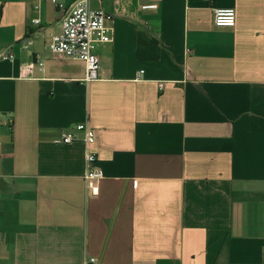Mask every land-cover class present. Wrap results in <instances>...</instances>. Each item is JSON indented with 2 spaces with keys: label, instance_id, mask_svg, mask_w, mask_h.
Segmentation results:
<instances>
[{
  "label": "crops",
  "instance_id": "crops-1",
  "mask_svg": "<svg viewBox=\"0 0 264 264\" xmlns=\"http://www.w3.org/2000/svg\"><path fill=\"white\" fill-rule=\"evenodd\" d=\"M73 3L0 0V264H264V0H90L89 83L48 50Z\"/></svg>",
  "mask_w": 264,
  "mask_h": 264
},
{
  "label": "built area",
  "instance_id": "built-area-1",
  "mask_svg": "<svg viewBox=\"0 0 264 264\" xmlns=\"http://www.w3.org/2000/svg\"><path fill=\"white\" fill-rule=\"evenodd\" d=\"M51 1L55 2V0ZM34 9L38 10V6H35ZM142 9H156V6H145ZM111 18L101 10H92L90 0H74L60 22V33L52 36L49 41V52L82 61L85 65L84 82L89 83L97 80L100 66L96 50L99 45L111 43L113 40V32L107 27V22ZM33 22L38 24L39 20L35 19ZM213 24L218 28L234 27L235 11L233 9H216L213 14ZM1 59L12 60V56H1ZM39 65L41 66V64ZM57 143L63 145L81 143L83 145L85 165L83 181L86 189L91 194L97 195L99 183L103 179V172L95 165L97 157L91 150L95 143L93 128L87 123L78 124L73 130L63 132Z\"/></svg>",
  "mask_w": 264,
  "mask_h": 264
}]
</instances>
